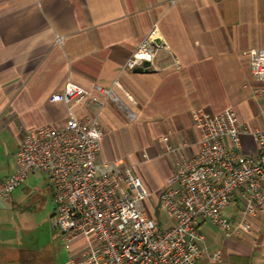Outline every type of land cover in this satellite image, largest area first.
Returning a JSON list of instances; mask_svg holds the SVG:
<instances>
[{"label": "crops", "instance_id": "1", "mask_svg": "<svg viewBox=\"0 0 264 264\" xmlns=\"http://www.w3.org/2000/svg\"><path fill=\"white\" fill-rule=\"evenodd\" d=\"M152 34L159 50L149 69L124 71ZM253 48H264V0H0V180L15 170L23 130L67 118L66 107L49 102L66 81L90 91L112 89L119 101L100 112L97 162L131 166L151 192L146 205L153 216L174 162L196 150L194 111L232 108L251 132L264 129V96L254 94L260 85L244 55ZM71 111L96 113L88 104ZM241 149L257 153L248 135ZM262 215L243 238L222 241L218 262L208 252L198 264H264ZM169 219L165 227L157 222L167 228ZM10 232L13 192L0 199V238L6 237L0 242L8 245Z\"/></svg>", "mask_w": 264, "mask_h": 264}, {"label": "built area", "instance_id": "2", "mask_svg": "<svg viewBox=\"0 0 264 264\" xmlns=\"http://www.w3.org/2000/svg\"><path fill=\"white\" fill-rule=\"evenodd\" d=\"M152 38L136 47L124 71L149 69L143 65L150 66L159 50ZM244 55L260 85L254 94L264 96V48ZM113 86L131 100L118 80ZM109 101H119L112 89L90 91L66 81L49 102L66 107L67 118L60 125L20 133L15 170L0 180V199L30 174H44L52 192L53 227L73 255L69 264H198L208 256L201 233L205 223L224 240L250 233L253 220L264 211V129L251 132L232 108L217 114L194 111L196 150L176 159L166 188L158 194V205L173 220L162 228L146 205L151 192L131 166L97 162L103 138L99 116ZM87 104L95 114L76 116L71 111ZM246 135L257 146L255 156L242 152L241 138ZM166 152L175 150L167 147ZM209 258L218 262L220 253Z\"/></svg>", "mask_w": 264, "mask_h": 264}, {"label": "rangeland", "instance_id": "3", "mask_svg": "<svg viewBox=\"0 0 264 264\" xmlns=\"http://www.w3.org/2000/svg\"><path fill=\"white\" fill-rule=\"evenodd\" d=\"M15 145L13 141V149ZM51 199L46 178L39 172L30 175L13 191V233L8 234V245L0 242V264H69L73 255L53 227ZM153 204L150 201L148 206L153 207ZM223 214L226 215V212ZM152 215L162 227L168 225L170 219L162 207L158 211L155 209ZM260 222H263L264 231V211ZM201 233L208 252L212 254L218 251L224 240L222 234L208 222ZM1 240L5 242L6 237L1 236ZM77 244H73L74 247Z\"/></svg>", "mask_w": 264, "mask_h": 264}, {"label": "water", "instance_id": "4", "mask_svg": "<svg viewBox=\"0 0 264 264\" xmlns=\"http://www.w3.org/2000/svg\"><path fill=\"white\" fill-rule=\"evenodd\" d=\"M143 67H149V64L148 63H145L144 65H143Z\"/></svg>", "mask_w": 264, "mask_h": 264}]
</instances>
